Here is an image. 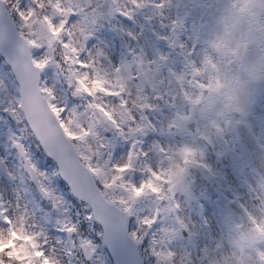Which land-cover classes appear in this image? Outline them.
I'll return each instance as SVG.
<instances>
[{"label":"snow or ice","instance_id":"snow-or-ice-1","mask_svg":"<svg viewBox=\"0 0 264 264\" xmlns=\"http://www.w3.org/2000/svg\"><path fill=\"white\" fill-rule=\"evenodd\" d=\"M150 2L113 0L111 11L131 17L135 9L143 8ZM165 3L166 0H161L153 7L161 10ZM101 16L102 13L91 6L90 0L88 3L85 0H0V49H7L22 93L19 99L11 100L3 111L23 125L22 133L33 137L31 152L18 137L13 142L22 158L23 167L43 196L52 201L53 207L64 205L61 197L48 186V175L33 163L32 153L40 160L41 167H50L45 153L54 157L58 164L56 171L71 186L72 193L91 207L92 212L86 219H96L104 225L102 235L105 242L116 237L123 229L126 218L133 214L131 202L149 194L157 196L160 201H167V206L157 208L154 215L139 219L138 230L131 233V238L139 243L148 236L161 213L172 214L179 208L172 195L179 184L173 179L170 169L162 165L154 169L145 163L148 152L135 140L132 151L123 161L113 164L109 159H103L101 162V152L107 148V144L96 127L98 124L113 126L125 137H136L153 127L148 117L143 115L144 109L154 107L149 102L151 97L146 93L145 85L150 86L156 98L163 97L160 82L156 80L160 64L146 62L142 56L136 55L131 63H121L118 67L103 66L100 61L103 53L90 51L86 47L91 30ZM190 55L191 52L185 54L183 72L169 70V82L174 81L178 85L177 92L169 95L173 101L176 96H181L196 106L201 102L203 90L212 86L211 79L205 84L202 75L207 72L210 76L216 65L205 56L201 62L203 67H199L195 61L188 59ZM165 59L160 57L161 61ZM152 64L156 67L153 68ZM133 65L135 76L141 81L136 87L131 84ZM49 66L56 67L66 75L75 95L90 98L86 105V112L90 113L87 123L70 118L77 115V110L68 109L62 101H57L55 91L41 82L40 72ZM189 89L193 92L199 89L201 95L193 96ZM168 127L171 129L177 124L172 121ZM215 130L222 131L220 125ZM86 143L91 145L88 151L83 147ZM153 148L162 153L163 158L171 160L169 149L159 144ZM179 154L185 166L179 169V173H184L189 165L200 163L195 148L185 146L179 150ZM137 167L147 173V178L139 184L128 178V174ZM114 184H119L129 193L127 201L119 202L122 205L119 210L112 207L116 202L109 199ZM22 207L25 214L35 217L34 210L28 204L22 205L19 196L12 200L0 194V264H55L49 252V235L43 227L39 233H29L19 225L18 221L24 218L23 215L18 216ZM64 211L68 209L64 208ZM245 212L248 210L245 209ZM176 219L181 227H187L178 216ZM58 224L60 231L69 234L78 232L77 224L66 218L58 220ZM259 231L264 234V229ZM55 242L62 244L59 239ZM152 244L151 252L157 264H193L188 253L177 256L154 238ZM220 246L219 243L216 245L217 248ZM74 250L81 251L86 259H91L95 245L90 239L80 237L78 241L73 240L70 247L64 248V253L71 257ZM259 255L264 261V252ZM199 264H208L207 248L203 250Z\"/></svg>","mask_w":264,"mask_h":264},{"label":"rangeland","instance_id":"rangeland-1","mask_svg":"<svg viewBox=\"0 0 264 264\" xmlns=\"http://www.w3.org/2000/svg\"><path fill=\"white\" fill-rule=\"evenodd\" d=\"M158 1L159 0H156V4H158ZM218 3L222 5L223 9L224 0H208L207 6H209V9L211 10L213 6H217ZM181 6L187 14V18L183 19L184 23L179 26L177 23L178 17L175 13V5H173L172 0L170 3L168 0H166L165 7L159 10L162 12L161 20L158 26L160 29L159 33L165 37L170 36L173 38L175 45L178 46L177 56L179 57V61L183 70L185 69V54L187 52H191V55L188 56V59L195 61L197 66L203 67L201 62L203 60L204 52L207 51L211 61L216 65L214 72H216L217 78L221 80V84L216 88H219L220 86L221 88L224 86H231V84L235 82V74L238 71V65L234 60L236 53L229 44L230 33L228 30L227 21L221 22L220 17L214 21L212 20L209 24L210 27L205 30V41L209 42L211 46L205 48V43L202 42L201 49L196 50L195 44L192 43V35L187 23L189 21L188 16L191 18L192 10L198 6H196V4L193 5L191 2L186 0L181 1ZM154 9L158 12L156 8ZM214 12L216 11L214 10ZM137 15L138 11H134L131 17H122L121 19L117 18L114 21V24L116 26L131 25L133 28H128L127 31H131L132 34L136 35L138 32L135 26L142 24ZM76 19H79V17H76ZM174 28L178 29L173 35L172 29ZM221 31L222 35H224V40L220 38ZM93 32L94 31L92 29L86 47L88 50L94 52V46L92 43L94 35ZM137 41V50L135 56H142L146 62L155 61L159 63V57L152 52L153 41L148 39L146 36L138 38ZM221 41L224 43H221ZM181 45H183V48H181ZM158 51L161 57H163L164 54L167 55L166 57H170L166 47L161 46L158 48ZM222 52H226V54L222 55ZM86 54L87 53H85V55ZM259 55V43H257V45L251 50L250 58L254 60ZM102 65L105 67H118L121 65V63L119 64L117 60L115 61L109 57L107 60L102 62ZM152 67L155 68L156 65L152 64ZM132 71L134 75L136 71L135 65H133ZM212 73L213 72H211V74ZM211 74L209 76V73H203L202 80L205 84L209 82ZM156 80L160 82L159 88L163 93V97L159 99L156 98L154 93H152L151 88L145 85V91L151 97L149 102L153 104L154 107L143 110V115L148 117L153 127L146 129L143 133L136 137H125L121 135L117 129L115 130V133L110 134L106 133L97 125L96 131L101 137L104 138V141L107 144V148L101 152V162L103 159H109L110 163L113 164L123 161L127 158L128 153L132 151L134 140L138 141L139 146L148 152V155L145 158V163L149 164L154 169L160 167L161 165L165 168L167 167L162 162L161 153L153 148V146L156 144H159L165 149H169L170 155H172L174 159L179 158L181 161L179 150L182 146H184V144H186V141H188L191 136L186 124L193 117L198 120V123L200 120L203 121V117L201 116L203 108H199L197 105L193 106L189 103L188 105H185V107L181 108L180 119H178L172 104V97L169 95V93H173V90L171 87H169L168 75L166 71L159 68V72L156 75ZM248 81L249 79H247L243 94L242 112H247L249 106L248 94L250 88ZM41 82L46 83L55 91L57 101H62V103L67 105L68 109L75 108L77 110V115H74L70 118L87 123L90 113L86 112V105L88 99L90 98L79 95L80 100L78 107H75L73 103L69 102L62 88L61 83L63 82V79L58 75L57 69L54 66H49L44 69ZM131 84L133 87H136L141 84V81L138 84L131 81ZM66 87H68V91L71 89V92L74 93L73 88L69 85V83L66 84ZM210 91H212V88H209V93ZM189 92L193 96L199 95L198 89L195 92L189 89ZM13 99H19L16 86L7 72H5L0 65V163L2 161L5 162L6 168V171L4 172L0 167V194H3L5 199L12 200H15L17 196H19L22 205L28 204L29 208L34 210L35 217H33L31 214H25L22 207L18 212V216L23 215L24 218L18 221L19 225L29 233H39L42 226L44 231L49 235V252L54 257L55 264H71L69 257L64 253V248L69 247V239L63 234L62 231L59 230L60 225L58 224V220L66 218V212L64 211V208H66V202L63 189L57 182L54 166L48 163L50 167H41L40 160L37 159L35 153H32L33 163H35L38 168L48 175V186L53 190L55 195L60 196L64 201V205L62 207H54V214L52 211L47 210L42 215H39L33 203L31 202V199L29 198V193H26L23 190L24 175L22 174V158L18 149L15 147L13 140L14 138L18 137L20 142L24 144L25 147L29 149V151L30 145L22 139L24 136V133L21 132L23 126L17 120H12L8 116V112L3 111V109ZM185 116L189 117V119L183 120L182 117ZM172 121H175L177 124L175 129H169L168 127ZM83 147L85 151H88L90 150L91 145L86 143L83 145ZM9 173H11V175H9ZM185 174H187V171H185ZM144 177L147 178V173L140 170L139 167L128 174V178H130L132 182L136 184H139ZM175 191L183 194V197L180 196L178 197L177 201H175L179 204V208L175 212L180 211V213H178L180 219L187 224L186 228L191 229L194 236H192L189 240L181 237V226H178V223L175 220L176 215L174 212V216L168 213H161L156 220L155 225L149 232L148 238L152 247V239L154 238L158 242L163 243V245L169 250L176 253L177 256L188 253L193 260V264H199V259L203 254L200 248L205 247L208 249L209 253L212 252L215 246L213 240L217 238L220 241L223 234L222 230H220L218 220L212 215L210 210L211 206L213 209L217 210L218 203L217 201L210 198L212 202H210L211 206H208L209 208H207V212L201 214L195 212V209L192 206V201L194 199L190 198L191 196L187 188V181L184 180V177L181 184L177 186ZM111 192L112 198L115 201L119 199L122 201L128 200V191L120 187L119 184H114ZM131 204L133 208L132 216L134 217L131 232L138 230L139 219L146 216H152L155 214V210L157 208H163L167 206V204L160 205L152 198H148L145 203H143L139 198L137 201L131 202ZM51 205L53 206L52 201ZM169 227H171L173 231L170 230ZM199 227H203L205 230L203 232H199ZM80 237L88 238L93 242V233L78 236L77 239ZM57 239L62 241V244L56 243L55 241ZM186 241L188 243H186ZM41 243H43L42 240ZM220 243H222V248L219 254V259L222 261L226 260L227 264H230L234 254H238L239 261L237 264H242V261L244 260L242 253L247 251L245 247V249L239 250L235 245L230 244L226 240H221ZM93 244L95 245V252L93 258L90 261L91 264H111L107 255L103 252V249L94 242ZM155 264H157V260L155 261Z\"/></svg>","mask_w":264,"mask_h":264},{"label":"flooded vegetation","instance_id":"flooded-vegetation-1","mask_svg":"<svg viewBox=\"0 0 264 264\" xmlns=\"http://www.w3.org/2000/svg\"><path fill=\"white\" fill-rule=\"evenodd\" d=\"M160 2L161 0L158 1V3ZM150 3L139 9V17L142 20V24L135 26L138 31L136 35L132 34L131 31H127L128 28H133V26H116L113 24V20L107 27L102 24L93 26L92 29L94 35L92 43L94 46V52L99 50L103 53V56L100 57L101 62L107 60L109 57L114 58V56L118 60L120 59L122 63L130 62L131 59H134L137 50V40L140 37L146 36L153 42L156 41V43L157 41H162L164 44L169 43L166 38L159 35V24H152V22L149 24L151 19L150 16L154 14V11H149L150 5L152 6ZM191 3L193 5L196 4L198 7L191 12L189 26L194 28L193 39L198 43L203 42V39H205L206 36L205 30L210 27L209 24L212 20L214 21L220 17L222 6H213L210 10V7L206 6L207 2L204 3L203 0H192ZM214 10L220 12L216 13ZM152 18H154V16H152ZM206 44L209 46L207 42ZM173 64L175 70L180 72V69L178 67L176 68L177 62H174ZM213 79H216V77ZM134 82L138 84L140 83V80L138 79ZM220 84L221 80L219 79V82L215 85L212 84V86L213 88H216ZM219 88H221V86ZM207 97L208 95L203 99L204 103ZM204 105L205 104H200L199 108H204ZM233 116L234 114L231 113L227 120L222 121L219 124L222 131L215 130L210 136L202 134V120L198 123V130L190 132V138L181 148L187 146L197 149L199 153L197 159L200 163L189 165L186 168L187 174L185 175V179L187 181V187H189L190 183L197 185V182H194L195 179L193 174L194 170L201 169L207 177L206 183L210 186L214 181H218L223 193L221 195H209L205 190V187L202 189V186L199 183L198 186L200 188L197 189L198 193L205 198L211 196L218 200L220 212L224 209L229 210V198L231 196L237 198L243 207L248 210L253 221L251 225L254 226L256 224V219L252 214V210L258 205L257 190L260 178L255 168L248 165L245 169L244 159L241 156V150L237 144L235 125L237 121L247 123L252 132L264 145V111L253 109L248 106L247 112L239 111L237 119H234ZM177 117H180L179 113H177ZM174 128L175 127H173V129ZM181 163L183 164V161ZM204 165H207V167H204ZM233 193H238L239 195H234ZM232 212L237 219V223L233 226V229L235 230L236 235L243 240L239 235L240 231H238L239 226L242 224V218L238 213L234 211ZM200 231L202 232L203 229L201 228ZM191 236L192 233L189 232L188 238ZM257 247L264 248V242H259Z\"/></svg>","mask_w":264,"mask_h":264},{"label":"clouds","instance_id":"clouds-1","mask_svg":"<svg viewBox=\"0 0 264 264\" xmlns=\"http://www.w3.org/2000/svg\"><path fill=\"white\" fill-rule=\"evenodd\" d=\"M221 22L227 21L230 33L229 44L236 55L234 60L238 65L235 82L231 86L213 88L205 99L202 109V134L210 136L222 121L228 119L234 112L242 111L243 94L247 79L264 77V53L256 59L250 58L251 50L257 43L264 44V0H224V7L220 14ZM239 109V110H237ZM185 167L179 158L170 162L166 168L173 173V179L180 185L184 173L179 169ZM258 205L252 210L256 224L247 225L239 235L243 238V245L247 251L243 252L242 264H264L260 259L259 242H264V178L259 182L257 190ZM172 230L171 227H169ZM239 255L234 254L230 264H237ZM178 264V262H177Z\"/></svg>","mask_w":264,"mask_h":264},{"label":"water","instance_id":"water-1","mask_svg":"<svg viewBox=\"0 0 264 264\" xmlns=\"http://www.w3.org/2000/svg\"><path fill=\"white\" fill-rule=\"evenodd\" d=\"M0 54L5 58V60L8 62V64L11 66V69H12V71H13V73L15 75V78H16L18 84H19V91H20V95H21L22 93H21V90H20L21 89L20 80H19L16 72L14 71L12 64L10 63V61L8 59L7 49H0ZM41 72H40V77H41ZM172 83H173V85H174V87L176 89V92H177L178 85L174 81ZM174 101H175V104L177 106H180V105H182V104H184L186 102L181 96H176V99ZM100 125H102L107 130H111L112 129V126H110V125H107V126L103 125V124H100ZM236 127H237V131H239V132H237L238 137L240 139H242V137L245 136V135L242 136L243 131L241 130V125H236ZM189 128L190 129H194L195 128V122L194 121H192L189 124ZM244 143L246 144V141ZM253 144L255 146H253V148H251V150H250L252 152V154L254 155V156H252V158L254 159L255 158V154H257L256 151H255V148L260 149V156L257 155L259 157L258 163L260 165H258V164L257 165L259 167L261 178H264V153H263L262 148H261V146L259 144H257V143H253ZM48 156L55 161L54 157H52L50 155H48ZM255 161H257V160H255ZM56 164H57V162H56ZM2 166L4 168V164L3 163H2ZM57 166H58V164H57ZM4 170H5V168H4ZM29 176H30V174H29ZM61 177L63 178L62 175H61ZM30 178H31V176H30ZM31 180L33 181V183L35 184V186L37 187L39 192L43 195V193L40 191L39 186L36 184V182L32 178H31ZM64 181L67 183V181L65 179H64ZM69 187L71 189L70 185H69ZM84 202H86V201H84ZM112 207H114L115 209L119 210V207L116 206L115 204H113ZM127 220H128V217L126 218V223H125L123 229L111 241L105 242L104 237H103L104 244L106 245L107 249L109 250L114 264H144L143 259H142L141 254H140V251H139L138 244L129 235V231H128V228H127ZM98 222H100V221H98ZM100 224L102 225L103 232H104L105 231L104 225L101 222H100Z\"/></svg>","mask_w":264,"mask_h":264},{"label":"trees","instance_id":"trees-1","mask_svg":"<svg viewBox=\"0 0 264 264\" xmlns=\"http://www.w3.org/2000/svg\"><path fill=\"white\" fill-rule=\"evenodd\" d=\"M0 61L3 63V66L5 68H7V66L4 64L3 60L0 58ZM8 69V68H7ZM60 72V70H59ZM76 103V102H75ZM74 103V104H75ZM33 139V137H31ZM27 141H29V143L31 142L32 139H30V137L28 135H26ZM30 148H31V144H30ZM27 184V190L30 189V187H32L28 181H26ZM67 191V201H68V220H70L73 223L77 224L78 227V232L74 233V234H69V237L71 238V242L73 241V238L76 236H80V235H84L88 232H93L94 234V242L101 246L102 245V240H101V232H100V227L99 225L92 219V220H88L86 219V216L90 215L89 214V209L87 207L86 204L78 201L77 199H75L70 192L67 190V188H65ZM35 205L37 206V212L39 214L42 213V210L44 207L48 206L44 201H42L39 198H36L34 201ZM67 233V232H66ZM71 246V245H70ZM147 244L146 241L143 243L142 245V254L143 256L146 258L147 255L149 254V252H147ZM106 253V252H105ZM69 260L71 262V264H86L84 262V259L82 258V255L80 253L79 250H74V255L69 257ZM149 264V263H147Z\"/></svg>","mask_w":264,"mask_h":264}]
</instances>
